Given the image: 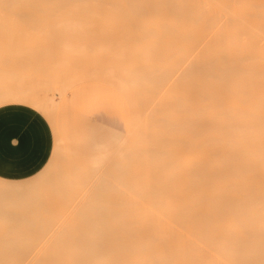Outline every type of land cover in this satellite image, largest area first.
Returning <instances> with one entry per match:
<instances>
[{
    "label": "bare ground",
    "instance_id": "1",
    "mask_svg": "<svg viewBox=\"0 0 264 264\" xmlns=\"http://www.w3.org/2000/svg\"><path fill=\"white\" fill-rule=\"evenodd\" d=\"M105 9H109L112 12L109 14L101 13ZM6 10H21L25 12L26 10L29 12L34 10V14L32 12L31 14H25L24 12H22L24 14H4L3 11ZM36 10H53L52 12L56 10L93 11V13L85 14L81 17L93 23L118 25L123 22V25L128 26V28L131 25L137 27L135 37L138 38L141 34L137 39V43L139 44L141 39L144 40L140 45H137V48L142 52L141 54H143V48L145 47V50L147 48L146 53L150 55L146 54L145 57L142 55L139 60L144 61L147 57L149 66L146 64L147 62L140 64L141 67L140 65L135 67L131 64V72L128 71L129 74L125 73V77H128V79L123 80L128 82L132 78L133 81L132 79L130 80L131 83L133 82V88L135 86L140 87L142 84L141 89L144 88L148 93H152V91L154 93L155 91L156 93L157 91L162 93V91H166L163 86L166 83H171L170 78H172V86L177 85V87L174 86V91L176 89L179 90L176 91L178 95L176 93L175 95L174 92L172 93L175 95V99L171 98L173 102L177 100L176 103L171 102L172 106L177 108L171 107L169 109L167 106L170 104L164 105L167 107L166 110H164L165 107H158L157 104L161 105V101H157V96H154L157 101V104L155 102L154 105L157 107L153 106L158 111H154V108L151 112L147 111L148 113L146 112V114H153L154 111L153 115L156 116L158 114L159 117L160 112L165 114L167 111V113L170 112L166 113L167 115L177 114L175 117L177 120L173 118L174 116H166V114H160L161 117L159 119L155 117V121L160 123L159 125L162 124L161 127L167 123V125L165 124V129L163 128V132V129L159 131L158 128L160 127L156 126L157 123L154 122L156 124L154 126L157 128L154 127L155 129L153 128V130H156L158 134L154 133L155 131L151 132V134L150 132L149 134L147 133L152 129L142 132L140 131L142 128L140 127L141 129H139L136 126L143 134V136L139 134L141 138L138 137L140 139L138 142L141 141L143 144L148 137L151 141L148 144V140H146L145 143L147 144L143 147L141 146L140 150L138 149L139 145H137L138 147L134 145L136 151L133 154L138 157V155L142 154L143 149L144 152L145 150L154 149L156 154L159 151L158 155H156L158 158L154 161L152 159L149 162H144L145 166H148L149 163L153 164L155 161L158 162L161 156L169 155L170 153L174 155V159L173 157L171 159L167 157L166 163L159 161L151 165L153 168L150 166L147 170L138 169L141 174L139 171L136 173L135 169H132L138 176L135 177L136 180L130 183L132 185L125 184L132 191L130 200L95 198L98 195L99 197H104L117 194L103 191L99 193L91 192L89 199L83 201V206L77 209L69 208V200L58 202L43 200L45 195L57 194L65 197L67 196L66 188L73 187L70 184L74 185L78 182L74 185V189L75 186L83 183L79 179L82 176V174H79L84 170L80 167L81 165H73L72 162L70 167L73 169H70L71 172L75 173H71L70 169H68L67 173L61 167V162L54 159L55 155L66 154L73 157L78 156L82 159L85 158L92 167H86L84 171L91 167L88 172H92V175L90 174V177L88 174V176L90 179L94 178V182H99L94 184L92 179V187L104 190L111 185L103 184L104 182H109V180L104 174L106 170L102 169L110 151L103 154L84 156L63 142L57 132L55 114L59 101L65 95L64 90H56V94H58L56 98L55 93L50 94L52 93V88L48 90V86L51 83L46 86L47 90H45L46 88L43 89L48 92L40 95L37 90L39 86L34 88V84L32 85L34 88L32 91H30L31 87L30 89L22 90L21 88L16 89L15 85L14 90H9L3 88V84L6 82L0 81V85L2 84L3 86L0 87V107L18 104L33 108L42 115L46 112L47 116L44 117L49 121L52 132L55 135L51 155L38 172L20 180H9L0 177V219L9 222L7 225L0 223V229L8 230L0 234L2 236L0 238V264H264V0H0V23L16 22L17 19L20 21L22 17H24L25 21V17L27 19L30 17L37 18V15H35ZM123 10L128 11V13H120ZM51 11L48 13H51ZM45 17L51 16L48 14ZM21 20L24 21L23 19ZM43 20H40V25ZM2 24L0 25L4 26ZM24 24H20V26H24ZM39 24L37 27L40 26ZM110 25H106L105 28L110 27ZM5 27L6 25L3 29ZM26 27H30V25ZM37 27L36 29L38 30ZM40 27L42 28L43 26ZM40 27L39 29H41ZM5 29L7 30V28ZM21 31L23 30L21 29ZM43 31L45 35L49 33L47 36L52 33L47 27L45 29L42 28L41 32L38 30L37 33L43 34ZM1 32L7 37V31H0V37L3 38ZM11 32L10 36H13ZM56 32L55 30L54 35H56ZM130 33L132 34V31ZM137 33L139 34L138 36ZM25 34L26 32H24ZM141 36L143 37L141 38ZM54 37L53 40L56 39ZM17 38L16 40L18 41ZM148 38L150 42L146 40ZM146 41L149 43L147 42L146 44ZM161 41L162 43H160ZM164 42L165 44H163ZM26 44H24L25 47L29 46L27 41ZM157 44L164 46V48L162 46L160 48ZM38 46L34 50L36 52L35 55L39 59V57H42L39 56L41 49L37 50L40 47ZM123 47L125 45L120 47L122 49L116 48L119 51L113 50V52L116 51L117 56L118 53H122L121 55L123 56L128 55L129 53L126 54L124 51L127 47L124 50ZM140 47L143 50H140ZM148 47L151 50L154 49L155 51L152 50L154 53ZM40 48L43 47L41 46ZM64 48L66 49L67 45ZM168 48L170 51L173 50L170 52L172 53L171 56H169L170 53L164 55ZM0 49V54H8L5 48ZM27 49L29 48L27 47ZM30 50L32 51L33 48ZM128 51L130 52V50ZM11 52L7 56L3 55V57L12 56L14 53L12 54ZM153 54L160 56V58L153 56ZM41 55L43 56L42 53ZM62 57L66 58L64 55ZM155 57L158 61H155ZM170 58L174 60H171L173 61H170L171 63L169 62V69L167 62ZM67 60L70 61L69 57ZM3 61H6V58ZM63 62L65 63V60ZM68 62H66L65 69L66 67L68 69ZM119 62L120 65L122 60ZM135 62L134 64H137ZM6 63L2 64L5 65ZM20 63L22 64V62ZM163 64L166 65L163 67L168 68L165 73L163 70L166 68L158 70V68H162ZM119 65L117 66L119 67ZM85 66L87 67V65ZM97 66L99 67V65ZM143 66L147 74L151 72L150 70L157 68V73L152 70L153 74L149 73V76L151 77L154 73L156 76V74L160 73L158 75L159 81L157 79L149 81L150 77L146 73L145 77L138 75L140 68V74L146 72ZM6 67L9 68V64L8 66L6 64ZM38 67H43L44 69V65H39ZM63 67L64 65L62 69L65 71ZM121 68L124 71L125 67ZM133 68L134 71H137V76H134ZM171 68H176L177 70L180 68L182 71L179 69L177 73L176 70H171ZM10 70L12 69H9L8 73H11ZM110 70L114 72L115 69L112 70L110 68L105 71L110 73ZM169 70L171 73H168L170 72ZM71 71L67 70L69 74L73 75ZM2 72L6 74L5 72L7 71L2 68L0 74ZM13 72L15 73L16 71L13 70L11 76ZM172 74H175L176 77L178 76V81L174 75L172 77ZM161 75L162 77L168 75L170 78L167 76V80L165 77L166 79H163V81L165 80L163 83L160 80L162 79L160 78ZM0 76V80H2L3 75ZM19 76L17 77L16 74L18 79L22 78V76ZM140 76L141 78H139ZM50 80H48V84ZM141 80L145 81H143L144 84ZM156 80L160 82V86L158 84L152 85L155 84ZM63 81L66 80L64 79ZM58 82L60 84V81ZM128 84L130 86V82ZM134 84L136 85L134 86ZM12 85H9V87ZM42 85L44 86L45 84L42 83ZM129 86H127V89ZM168 86V90H173L171 85ZM40 90L42 89L40 88ZM138 90L141 93L140 89ZM168 90L166 94L170 92ZM134 91L137 92V89ZM161 93L159 97H164L162 99L168 100L170 98L166 99L165 94ZM143 95H146V93ZM136 97L138 96L136 95ZM136 99L134 98L135 102L138 101ZM143 99H145V96ZM165 100V103L162 101L163 104L167 103ZM172 109L176 112L171 113L173 112L171 111ZM142 112L145 113V110H142ZM155 112L158 113L155 114ZM139 114L141 115V112ZM145 115H143L144 118ZM149 117L147 116V120L150 123L153 116L150 117V120L148 119ZM139 121L140 119L138 118V121H136L138 126ZM143 121L146 120L144 119ZM170 121L172 124L169 123ZM148 122H144V125L147 126L146 123ZM144 125L142 126L144 127ZM146 129H148V126ZM171 130L173 131L170 133ZM184 130L185 134L182 133ZM165 131L170 133V135L168 133V138H166L168 136L166 135L167 133L164 134L165 136L162 135ZM174 132L175 136L177 135V139L174 137ZM144 134L148 135H146L147 138L144 137ZM150 136H153L154 139L153 137L150 138ZM159 138L167 139L165 140L167 144L169 140L173 144L177 140L175 145L183 143L184 150H182V146H179L175 149L174 154L170 151L171 147H169L170 150L166 149L170 145H167L166 148L164 146L158 148L160 147ZM124 140L125 138L114 148L115 165H122L137 159L134 158L135 156L131 158V153L127 155V152L123 151L124 148L125 151L129 152L132 144L130 142L129 148L125 149ZM142 140L144 141L142 142ZM160 150L162 151L160 152ZM181 150L184 151L183 156L180 154ZM160 153L163 155L159 156ZM140 164L142 163L140 162ZM181 165L185 168L184 172L180 168L182 167ZM155 168H158V170L156 171ZM151 169L155 170L156 173L151 171ZM170 169L169 173L172 174L167 173V170ZM180 169L185 173L184 184H173V178H175V182L180 178ZM150 172L152 177L142 175ZM163 173H167V175ZM52 174H55L53 179L54 187L49 186L48 189L52 188L54 192H46V189L43 188V182L46 178H49L48 176L51 177ZM156 174L158 175L156 176ZM139 178L144 179V181ZM147 178L153 180V183L141 184L146 182L145 179ZM76 179L78 180L77 182ZM73 180H75V183ZM79 180L81 181L80 183ZM169 180L171 183H169ZM135 181L136 184H133ZM83 186L84 183L79 187L82 188ZM90 187L88 186L87 189H84L86 191H83L82 197L88 195L87 190ZM136 197L139 199H136Z\"/></svg>",
    "mask_w": 264,
    "mask_h": 264
},
{
    "label": "rangeland",
    "instance_id": "2",
    "mask_svg": "<svg viewBox=\"0 0 264 264\" xmlns=\"http://www.w3.org/2000/svg\"><path fill=\"white\" fill-rule=\"evenodd\" d=\"M34 11V10H33ZM32 10H31V12H32V14H34V12H33ZM51 10H47V11H44V10H36L35 11V15H37V18L36 17H34V18H32V17H30V18H28L27 19V17H25L26 18V21H25V19H24V17H22V18H20V21L17 19L16 20V22L14 21H9V22H5V24H4V22H1L0 24H2V25H6V27L5 28H7V30L4 28L3 29V27L4 26H1L0 25V28L2 29H0V31H3V30H5V31H7V33H8V35H7V33H6V36L7 37H5V35H3L2 34V32H1V35H3V38L2 37H0V48H5V51H7L8 52V54H10L9 52H11L12 54L14 53L15 54V56H11V55H9L8 56V58L7 57H3V55L5 54H0V55H2V56H0V64H2V63H6L7 61H8V63H6L7 64V66H8V64H9V68H7L6 67V64L5 65H0V67H2V68H4V71H7V72H5L6 74H4L3 72L0 74V75H3L2 76V80H0V81H3V82H6V83H4L3 84V86H2V84L0 85V87H3V88H7V89H9V90H14L15 88H14V85L16 86V89L18 88H21L22 90L24 89V90H26V89H30V87H31V89H30V91H32L34 88H37V86H39V89H37L39 92H38V94H40V95H42L41 93H43V94H45V92H48V91H44L43 89H45L46 88V86H48V85H50V83H51V85L50 86H48V90H51V88H52V93H50V94H53V93H55L56 94V90H64L65 91V94H66V98H67V103L65 104V105H63L61 108H60V111H59V113H58V120H59V123H60V131H61V133H62V135H64L65 137H67V138H69V137H79L80 135H82V132H83V130H87V129H90V128H92V130H93V137H94V139H92V140H87V139H83L82 140V144H81V146H79V151L84 155V156H86V155H88V154H91V153H94V151H95V149L93 148V143L94 142H99V143H104V142H106V143H109V145H111V148H110V154L107 156V158L105 159V163H104V165L102 166V169H105L106 170V172L104 173L105 174V176L108 178V180H109V182H102L104 185L105 184H108V185H110V186H108V187H106L104 190H102V189H100V188H98V187H92V185H91V182H92V179H93V182H94V178H91L90 179V177H91V175H92V172H88V170H91V165H90V163L89 162H87V160L85 159V158H80V157H78V156H69V155H66V154H57V155H55L54 156V159L55 160H59V162H61V164H62V166L61 167H63L64 168V170H66L67 171V173H68V169H73L72 167H70V165H72L71 163L73 162V165L74 164H78V165H81L80 167L82 168V170L84 169V170H86V167H89V166H91L90 168H87V171H84L83 170V172H81L79 175H81L82 174V176H80L81 178H79V175H78V178L84 183V188L82 187H79L81 184L83 185V183H81V184H79V185H77V186H75V188L73 189V187H74V185L75 184H77L78 182V180L76 179V182L77 183H75V180H73L74 181V185L73 184H70V185H72L73 187H69V188H66V192H67V196H65V197H62V196H59V195H57V194H54V195H45V197H43V200H46V201H65V200H69L70 201V203H69V208H73V209H77V208H79V207H82L83 205H82V202L83 201H85V200H88L89 199V194L91 193V192H93V193H99V192H106V193H117L115 196H102V197H99V195L98 196H96L95 198H100V199H103V200H130L132 197L130 196L131 195V193H132V191H130L129 190V188L127 187V185H125V184H129V185H132V184H130V183H132L134 180H136L135 179V177L136 176H138V174L136 175L135 174V172L137 173L139 170L138 169H149L150 168V166L151 165H154L155 163H158L159 161L160 162H165V160H167L166 158L167 157H169L170 159H171V157H173V159H174V155H172V153H170L169 155L167 154V155H163L162 153H160V155L159 156H161V154L164 156H161V158H160V160L158 159V162L157 161H155V162H153V164L151 163H149L148 164V166H145L144 165V162H149V161H151L152 159V161H154L156 158H158L156 155H158V152H157V154H156V151L153 149V150H149V151H146L145 150V152H144V149H143V152H142V154L141 153H138V154H141V155H138V157H136L133 153H135V151H136V148H135V146L134 145H139V147H138V149L140 150V147L142 146H145L147 143L149 144V142L151 141V139H149V137H148V139H146V140H148L147 141V143H145L146 142V140L144 141V140H142V142L144 141V143L142 144L141 143V141H139L138 142V140H140L138 137H140L139 136V134H141L142 136H143V134L140 132V131H148V130H151V131H148L147 133L149 134V132H150V134H151V132H153V131H155L154 133H156V130H153V128L155 127L154 125H156L155 123H157V121H155L156 119H155V117H158V112L156 113L155 112V114H157L156 116L155 115H153L154 114V111H158L157 110V108H155V107H161L162 106V108L163 107H165L164 105H166L167 106V104H170V105H168L167 107H169V109H171V107H173V108H175L176 106H172V104H171V102H173V99H175V95L177 94L176 93V91H178L177 89L174 91V86H176L177 87V85L175 84V85H173L172 86V84L171 83H173V81H172V78H170V76H168V75H165V77L167 78V76H168V78H170V82L171 83H166V84H168V85H171L172 87H173V90H168L169 89V86L168 85H166V86H168V88H166V86L164 85L163 87L166 89V91L164 92V91H162V93L161 94H165V97H167L166 99H168V97H170L168 100H165V99H162V98H164V97H159V95H160V93L157 91V93H156V91H155V93L152 91V95L150 94V93H148V92H146L145 90H144V88L143 89H141L142 87H141V85H140V87L139 86H135L136 84L137 85H139L138 84V82H139V80H137L136 79V81H138L137 83L135 82V80H134V82L136 83V84H134V86L136 87H134L133 88V82L131 83V80L130 79H132V78H130V75H129V80H128V82L126 81L125 82V80L126 79H128V77H125L126 75H125V73H127V74H129V72L128 71H130V69H132V68H130V66H132V65H134L135 67H136V65H140V64H145L144 62H147L148 60H147V57H146V60H139V58H140V56L142 57V55H143V57H145L146 56V51H147V48H146V50H145V47L143 48V49H141V47H140V50H143V54H141L142 52L141 51H139V48H137V45H140V43L142 42V41H144V40H142L141 39V42L138 44L137 43V39L140 37V35L137 33V36L139 35V37L138 38H136L135 36V30H136V26L135 25H131V26H129V28H128V26H126V25H123L124 23L123 22H120L118 25L117 24H109V23H93V22H89L87 19H85V18H83V17H81V16H83V15H85V14H89V13H93V11H80V10H56V11H54V12H52L51 11V13H48V12H50ZM22 12H24L25 14L27 13V14H31V12H29V11H27L26 10V12L25 11H21V10H6V11H3V13L4 14H24V13H22ZM29 12V13H28ZM55 12H56V14H55ZM112 11H109V9H105V10H103V11H101V13H104V14H109V13H111ZM120 13H122V14H127L128 13V11H126V10H123V11H121ZM49 14V16H51V17H45V15H48ZM54 14V15H53ZM73 14V15H72ZM53 17V18H52ZM32 18V19H31ZM41 18H45V20H43V19H41ZM21 19H23L24 21H22ZM37 19V20H36ZM31 20H34V21H31ZM40 20H43V22L41 23V25L39 24L41 21ZM21 21H22V23H21ZM36 21V22H35ZM39 21V22H38ZM51 21V22H50ZM20 22V23H19ZM26 22V23H25ZM33 22H35L36 23V25H35V23L33 24ZM89 22V23H88ZM25 23V24H24ZM28 23V24H27ZM53 23V24H52ZM56 23V24H55ZM62 23V24H61ZM20 24H24V26L23 25H21L20 26ZM40 25V26H43L42 28H46L47 27V29H49V31H51L52 33H50V35L49 36H47V34H49V33H47L46 35H45V32L43 33V34H39V33H37V31L39 30V32H41V30H42V28L40 27V26H38L37 27V25ZM105 24V25H104ZM30 25V27H26V26H29ZM55 25V26H54ZM108 26V25H110V27H106L105 28V26ZM34 26V27H33ZM95 26V27H94ZM114 26V27H113ZM15 27V28H14ZM22 27V28H21ZM32 27H33V29H32ZM36 27L38 28V30L36 29ZM39 27L41 28V29H39ZM17 28V29H16ZM20 28V29H19ZM54 28H56V29H54ZM88 28V29H87ZM94 28V29H93ZM16 29V30H15ZM20 31H19V30ZM21 29L24 31V32H26V34L24 35V32L23 31H21ZM53 29V30H52ZM78 29V30H77ZM104 31H103V30ZM11 30H13L12 32H14V33H12L11 32ZM15 30V31H14ZM31 30H33V31H31ZM36 30V31H35ZM55 30L58 32H56V35H54L55 34ZM138 30H139V28H138ZM8 31H10L11 32V34L13 35V36H10V32H8ZM19 31V32H18ZM69 31V32H68ZM101 31V32H100ZM130 31H132V34L130 33ZM137 31V30H136ZM17 32V33H16ZM36 32V33H35ZM47 32H48V30H47ZM78 32V33H77ZM128 32V33H127ZM34 33V34H33ZM52 34V35H51ZM133 34H134V36H133ZM38 35V36H37ZM43 35V36H42ZM68 35V36H67ZM73 35H74V37H73ZM20 36V37H19ZM37 36V37H36ZM40 36V37H39ZM53 36H55L54 38H58L57 40L55 39V40H53ZM132 36V37H131ZM15 37V38H14ZM16 37H18L17 39H18V41L16 40ZM52 37V38H51ZM61 37V39H59ZM143 36H141V38H142ZM11 38H13V39H11ZM20 38V39H19ZM33 38V39H32ZM35 38V39H34ZM147 38V37H146ZM22 39V40H21ZM150 39H151V36H150ZM152 39H154V38H152ZM156 39V38H155ZM25 40V41H24ZM59 40V41H58ZM146 40H148L149 41V38L148 39H146ZM159 40H161V39H159ZM164 40V39H163ZM9 41V42H8ZM15 41V42H14ZM24 42V44H26V41H27V43H29V46H27L29 49H27V47H25V45L23 44V42ZM56 41H58V42H56ZM62 41V42H61ZM68 41V42H67ZM148 41H146V44H147V42ZM152 41V40H151ZM158 41V40H157ZM17 42V43H16ZM22 42V43H21ZM60 42V43H59ZM150 42V41H149ZM148 42V43H149ZM167 42V41H166ZM16 43V44H15ZM20 43V44H19ZM36 43V44H35ZM145 43V42H144ZM156 43V42H155ZM154 43V44H155ZM159 43V42H158ZM160 43H162V41L160 42ZM24 45V47H25V49H24V47H23V45ZM154 44H150V45H154ZM163 44H165V42L163 43ZM27 45V44H26ZM37 45H39L40 47L42 46L43 48H40L39 46V48H37V50H40L41 49V52H40V54H39V56H41L42 58H40L39 56V59L37 58V56L35 55L36 54V52H35V50L34 49H36V47H37ZM46 47H45V46ZM59 45V46H58ZM61 45V46H60ZM67 45V48L65 49L64 47ZM75 45V46H74ZM122 45L124 46L125 45V47H127L126 49H125V47H123V50L126 52V54L127 53H129L128 55H125V53H124V55L125 56H123V55H121V54H119L118 53V56H117V52L116 51H114L113 52V50H117L118 49V47L120 48V47H122ZM157 45H159V44H157ZM2 46V47H1ZM6 46V47H5ZM31 46V47H30ZM136 46V47H135ZM147 46V45H146ZM160 46V45H159ZM162 46V45H161ZM161 46H160V48H161ZM49 47V48H48ZM73 47V48H72ZM155 47H157V46H155ZM163 48H164V46H162ZM9 48V49H8ZM33 48V50L31 51L30 49H32ZM59 48V49H58ZM62 48V49H61ZM63 48H64V50H63ZM69 48V49H68ZM117 48V49H116ZM133 48V49H132ZM46 49H48L47 51H45ZM120 49H122V48H120ZM148 49H150L149 47H148ZM1 50V49H0ZM59 50V51H58ZM128 50H130V52L127 51ZM151 50V49H150ZM152 50H154V49H152ZM152 50H151V52H152ZM161 50H163V49H161ZM169 50V51H168ZM117 51H119V50H117ZM120 51H122V50H120ZM133 51V52H132ZM137 51H139V52H137ZM145 51V52H144ZM155 51V50H154ZM171 51H173V50H171ZM170 51V49L168 48V49H166V53L164 54V55H168V53H170L171 52ZM2 52H4V51H2ZM53 52H55V53H53ZM138 54H137V53ZM161 52V51H160ZM163 52V51H162ZM41 53L43 54V56L41 55ZM57 53V54H56ZM115 53V54H114ZM152 53H154V52H152ZM7 54V55H8ZM28 54H29V56H28ZM45 54H47L46 56H44ZM139 54H141V55H139ZM149 54V53H148ZM147 54V55H148ZM156 55H157V53H155ZM7 55H4V56H7ZM38 55V54H37ZM55 55V56H54ZM65 56L66 58H64V57H62V56ZM119 55H121V57H119ZM156 55H154L153 54V56H156ZM172 55V53H170L169 54V56H171ZM17 56V57H16ZM148 56H150V55H148ZM162 56H163V54H162ZM69 57V59H70V61L69 60H67V58ZM156 57H158V58H160V56H156ZM155 57V61H158V60H156L157 58ZM173 57V56H172ZM5 58H6V61H3V60H5ZM13 58V59H12ZM37 58V59H36ZM60 60H59V59ZM63 60H62V59ZM124 58H125V60H124ZM151 58H153L152 56H151ZM168 58V57H167ZM174 58V57H173ZM3 59V60H2ZM9 59H11V60H9ZM20 59V61H18ZM57 59V60H56ZM162 59V58H161ZM160 59V60H161ZM175 59V58H174ZM174 59H171L170 58V60L168 59V62H167V66H168V68L170 69V67H169V62L171 61V60H174ZM2 60V61H1ZM23 60V61H22ZM64 61L65 60V63L63 62L62 63V61ZM120 60H122V62H123V60H124V65H122L121 66V64H123L122 62H121V64L119 65V61ZM9 61H10V63H9ZM52 61V62H51ZM60 61V62H59ZM69 61V62H68ZM136 61V62H135ZM140 61V62H139ZM149 61H151V60H149ZM166 61H167V59H166ZM2 62V63H1ZM18 62H19V64H18ZM20 62H22V64L20 63ZM51 62V63H50ZM56 62H57V64H56ZM66 62H68L69 64V66H70V68H69V66H68V69H69V72L71 71V69H73L72 71H71V73H73V75L72 74H69L68 72H67V67H66V69H65V65L67 64ZM70 62H72L71 64H70ZM134 62L135 63H137V64H134ZM142 62V63H141ZM171 62H173V61H171ZM170 62V63H171ZM175 62V61H174ZM38 65H37V64ZM60 63H62V64H60ZM90 63V64H89ZM150 64H151V62H149ZM159 63H160V61H159ZM49 64V65H48ZM74 64V65H73ZM127 64V65H126ZM132 64V65H131ZM147 65H148V62L146 63ZM162 64V63H161ZM164 64H166V63H164ZM162 65L161 67L162 68H158V70H162L163 68H166L165 70H163L164 71V73L166 72V70L168 69L167 67H163V66H166V65ZM174 64V63H173ZM175 64H177L176 62H175ZM179 64V63H178ZM184 64V63H183ZM22 65H23V68H22ZM43 66L44 65V69H43V67H38V66ZM61 65V66H60ZM64 65V69H65V71L62 69V66ZM75 66V67H73V66ZM85 65H87V67L85 66ZM90 65V66H89ZM93 65V66H92ZM97 65H99V67L97 66ZM109 65V66H108ZM117 65H119V67L117 66ZM155 65H157V64H155ZM185 65V64H184ZM183 65V66H184ZM27 66V67H26ZM92 66V67H91ZM101 66V67H100ZM105 66V67H104ZM111 66V67H110ZM113 66H115V67H113ZM125 67V69H124V71H123V68H121V67ZM149 66V65H148ZM150 66H152V65H150ZM180 66H182V65H180ZM32 67V68H31ZM73 67V68H72ZM77 67V68H76ZM102 67H103V69H102ZM108 67V68H107ZM127 67V68H126ZM140 67H141V65H140ZM139 67V68H140ZM156 67H158V66H156ZM179 67V66H178ZM185 67V66H184ZM1 68V69H2ZM7 68V69H6ZM61 68V69H60ZM83 68V69H82ZM87 70H86V69ZM89 68V69H88ZM105 68V69H104ZM112 69V70H114V72H115V74H114V72L113 71H111L110 70V73L108 72V71H105V70H107V69ZM149 68V67H148ZM155 68V67H154ZM180 68H183V67H180ZM180 68H178V70L175 68H171V70H176V72L178 73L179 72V69ZM0 69V70H1ZM9 69H12V70H10L11 71V73H12V71L14 70V71H16L15 73L13 72V74H12V76L14 77H12L11 76V73L9 72L8 73V71H9ZM42 69H43V71H42ZM80 69V70H79ZM82 69V70H81ZM118 69H120V70H118ZM143 69L145 70V67L143 66ZM92 70V71H91ZM101 70V71H100ZM117 70V71H116ZM126 70V71H125ZM140 70H141V68H140ZM139 70V74L137 73V71L135 72L134 71V68H133V71H134V73H133V71H132V73L134 74V76L136 75L137 76V74L138 75H143L144 77H145V73L147 74V71L146 72H143V73H141L140 74V71ZM149 70V69H148ZM152 70H154V69H152ZM152 70H150L151 72H148V77H150L149 75L150 74H153V71ZM157 70V68L154 70V72ZM84 71H85V73H84ZM123 73H122V72ZM163 71H162V75H163ZM170 71V70H169ZM180 71H182L181 69H180ZM18 72V73H17ZM64 72H66V73H64ZM88 72V73H87ZM131 72V71H130ZM161 72V71H160ZM175 72V71H174ZM176 72H175V74H176ZM32 73V74H31ZM51 73V74H50ZM68 73V74H67ZM91 73H92V75H91ZM111 73H113L112 75H111ZM118 73H120V74H118ZM136 73V74H135ZM150 73V74H149ZM156 73H157V71H156ZM168 73H171V71L170 72H168ZM16 74H17V77L20 75V76H22V78L20 77V79H18L17 77H16ZM29 74V75H28ZM37 74V75H36ZM67 74V75H66ZM78 74V75H77ZM117 74V75H116ZM160 74V73H159ZM159 74H156V76H155V73H154V75H152L151 77H153V76H155L154 78H149L148 80L149 81H151V79L152 80H154V79H157L158 80V75ZM172 74V77H173V75L176 77V75H178V74ZM6 75V76H5ZM51 75V76H50ZM66 75V76H65ZM70 75V76H69ZM75 75V76H74ZM118 75H119V77H118ZM132 75V74H131ZM162 75L160 76V78H162V79H160L161 80V82L163 81V79H166L164 76V78L162 77ZM170 75V74H169ZM32 76H34L33 78H32ZM64 76V77H63ZM68 76V77H67ZM72 76V77H71ZM74 76V77H73ZM142 76V77H143ZM1 77V76H0ZM51 77V78H50ZM70 77V78H69ZM122 77H124V78H122ZM133 77V76H132ZM143 77V78H144ZM147 77V76H146ZM147 77V78H148ZM178 77V76H177ZM177 77H176V80H177ZM3 78H4V80H3ZM7 78V80H9V81H7V80H5ZM33 79V81H32V79ZM36 78V79H35ZM37 78H41L40 80L39 79H37ZM68 78V79H67ZM120 78H122V79H120ZM137 78V77H136ZM139 78H141V76L139 77ZM168 78H167V80H168ZM13 79V80H12ZM14 79H15V81H14ZM24 80V81H22V80ZM45 79V80H44ZM49 79H51L50 81H49V84H48V80ZM66 80V81H63V80ZM70 79V80H69ZM123 79H125V80H123ZM174 79V78H173ZM43 80V81H42ZM145 80V79H144ZM143 80V81H144ZM156 80V81H157ZM12 81V82H11ZM35 81V82H34ZM55 81V82H54ZM57 81V82H56ZM58 81H60V84H59V82ZM62 81H63V83H62ZM69 81V82H68ZM71 81V82H70ZM119 81V82H118ZM132 81H133V79H132ZM142 81V80H141ZM142 81V82H143ZM147 81V80H146ZM155 81V84H152V85H156V84H160V82H156ZM178 81V80H177ZM2 82V83H3ZM8 82H10V83H8ZM14 82V83H13ZM23 82V83H22ZM68 82V83H67ZM130 82V86H129V83ZM141 82V83H142ZM145 82V81H144ZM144 82H143V84H144ZM165 82V80L163 81V83ZM1 83V82H0ZM37 83H39V84H37ZM42 83H44L45 85L43 86L42 85ZM71 85H70V84ZM140 83V82H139ZM147 83V82H146ZM152 83V82H151ZM11 84H13L11 87H9V85H11ZM24 84V85H23ZM35 85L34 86V88L32 87V85ZM41 84V85H40ZM5 86H7V87H5ZM29 88H28V87ZM42 86V87H41ZM62 88H61V87ZM66 86V87H65ZM127 86H129V88L127 89ZM147 86V85H146ZM145 86V87H146ZM160 86V85H159ZM162 86V85H161ZM171 86H170V88H171ZM23 87H25V88H23ZM58 87H60V88H58ZM162 87V88H163ZM40 88L42 89V90H40ZM50 88V89H49ZM57 88V89H56ZM130 88H132L131 90H130ZM149 88H150V86H149ZM153 88H154V86H153ZM163 88V89H164ZM135 89H137V92L139 93V90L138 89H140V92L141 93H137V92H135L134 90ZM156 89V88H155ZM164 89V90H165ZM36 90V89H35ZM45 90H47V88L45 89ZM142 90V91H141ZM147 90H148V88H147ZM167 90L168 91H170V92H168L167 94H166V92H167ZM133 91V92H132ZM145 91V92H144ZM34 92V91H33ZM49 92H51V91H49ZM164 92V93H163ZM174 92V94H172ZM134 95H133V94ZM146 93V95H143V94H145ZM159 93V94H158ZM147 94H150V95H147ZM136 95L138 96V97H136ZM178 95V94H177ZM56 96V98L58 97V94H56L55 95ZM144 98V96H145V99H143L142 97ZM148 96H149V98H148ZM157 96V101L159 100V102L161 101V105H158L157 104V101H156V99H155V97ZM162 96H164V95H162ZM174 96V97H173ZM147 97V98H146ZM134 98H137L138 99V101H134ZM142 98V99H141ZM159 98V99H158ZM160 98H161V100H160ZM171 98H173V99H171ZM136 99V100H137ZM140 100V101H139ZM141 100H143V101H141ZM164 100L167 102L166 104H163V102H164ZM163 101V102H162ZM168 101H170V102H168ZM176 101L177 100H174V102L173 103H176ZM129 104H128V103ZM140 102V103H139ZM143 102V103H142ZM155 102H156V104H157V106H155L154 104H155ZM142 103V104H141ZM165 103V102H164ZM163 104V105H162ZM11 105V104H10ZM140 105V107H138V106ZM155 107H154V106ZM177 105V104H176ZM25 106V105H24ZM134 106V107H133ZM149 108H148V107ZM151 106H153V108H151ZM28 107V106H27ZM134 109H133V108ZM144 107V108H143ZM167 107H165V109L164 110H166V108ZM139 108V109H138ZM145 110V113L144 112H142V110ZM148 108V109H147ZM151 108V109H150ZM155 108V110L153 111V114L151 113V114H146V112L148 111V112H151V110H153ZM177 108V107H176ZM147 109V110H146ZM163 110V111H164ZM176 110V109H175ZM135 111V112H134ZM171 111H173V109L171 110ZM141 112V115L139 114V113ZM147 112V113H148ZM176 111H173V112H171V113H175ZM135 113H137V115H135ZM164 113V112H163ZM167 113V111L165 112V114ZM168 113H170V112H168ZM167 113V114H168ZM184 113V112H183ZM138 114H139V116H138ZM146 114V115H145ZM160 114L161 115H165V114H162V112H160ZM160 114H159V117H161L160 116ZM166 114V116H169V115H167ZM143 115H145V118H144V116ZM149 115H150V117L151 116H153V118L151 119V121H150V123L148 122V120H147V116L149 117ZM172 116H174L173 118L174 119H176L175 117L177 116V114L175 115H173V114H171ZM170 115V116H171ZM183 115V114H182ZM43 116H47V113L45 112V113H43ZM136 118H135V117ZM171 116V117H172ZM184 116V115H183ZM150 117L148 118L149 120H150ZM159 117H158V119H159ZM138 118L140 119V121H139V126H138V123H136V121H138ZM170 118V117H169ZM168 118V119H169ZM146 120V121H143V120ZM161 119V118H160ZM164 119V118H163ZM168 119H166L167 121H168ZM171 119V118H170ZM100 120H103V121H105L106 122V124H108V125H111V124H115V125H118L119 126V128H120V130L122 131V133H123V138L122 139H124L125 138V140H124V147H125V149H127V148H129L128 146L131 144V147L130 148H132L131 149V151H130V148H129V152L128 151H125L124 150V148H123V151L124 152H127L126 154L127 155H129L130 153L132 154V155H130L131 156V158L132 157H134V158H137V159H134L132 162L130 161V162H126L125 164H122V165H115L114 164V161L116 160V156H115V154H114V146H115V144H117V143H114V140H113V138H112V136H113V131L109 128V127H106V126H104V125H102L100 122H98V121H100ZM142 120V121H141ZM152 120H153V122H152ZM162 120V119H161ZM177 120V119H176ZM48 121V120H47ZM163 121V120H162ZM171 121H173V120H171ZM171 121L169 122L170 124H172L171 123ZM175 121V120H174ZM49 122V121H48ZM141 122V123H140ZM144 122H148L149 123V125H148V123H146V125L148 126V129H146V127L147 126H145L144 124ZM155 122V123H154ZM143 123V124H142ZM174 123V122H173ZM177 123V122H176ZM160 123H157V125L156 126H159L160 128H158L159 129V131H160V129L162 130L164 127H165V124L167 125V123H165L164 125H163V127H161L162 126V124L161 125H159ZM49 125H50V123H49ZM142 125H144V127L142 126ZM51 126V125H50ZM136 126L139 128V129H141L140 131H139V129H137L136 128ZM177 126V125H176ZM134 127V128H133ZM141 127V128H140ZM170 127V126H169ZM180 127V126H179ZM155 128H157V127H155ZM154 128V129H155ZM174 128H176V127H174ZM134 129H136V130H133ZM144 129V130H143ZM146 129V130H145ZM165 129V128H164ZM164 129L162 130L163 132H164ZM174 130V129H173ZM173 130H171L170 131V133L173 131ZM51 131H52V128H51ZM167 131V130H166ZM165 131V133H163L162 135L163 136H165L164 134H166V135H168V133H169V131L168 132H166ZM139 132V133H138ZM176 132H178V131H176ZM134 133V134H133ZM162 133V132H161ZM170 133H169V135H170ZM182 133H184L185 134V130L182 132ZM156 134H158V133H156ZM137 135V136H136ZM145 135V134H144ZM147 135V134H146ZM146 135L144 136L145 138H147L146 137ZM153 135V134H152ZM155 135V134H154ZM169 135L166 137V138H168L169 137ZM148 136V135H147ZM163 136H161V137H163ZM177 136V135H176ZM175 136V132H174V137L177 139V137ZM52 137H53V143H54V139H55V135H54V133L52 132ZM134 137V138H133ZM151 137H153V136H150V138ZM185 137V136H184ZM141 138V137H140ZM156 138H157V135H156ZM155 138V139H156ZM171 138V137H170ZM133 139V140H132ZM153 139H154V137H153ZM158 139V138H157ZM74 141L73 142H78V141H76L75 139H73ZM131 140V141H130ZM135 140H137L136 141V143H135ZM165 140H167V139H163V138H159V140H158V142L160 143V147H158V148H162L163 146L166 148L167 147V145H170V146H168L166 149H169V147H171V152H173L174 154H175V149H177V147H181L182 146V150H184L183 149V147H184V144L183 143H178L177 145H175L176 144V142H177V140H176V142H174V144L172 143V142H170V140L168 141V144H167V141H165ZM173 140H175V139H173ZM172 140V141H173ZM131 142V143H130ZM134 142V143H133ZM157 142V143H158ZM126 143H127V145H126ZM138 143H140V144H138ZM152 143V142H151ZM155 143V142H154ZM133 145V146H132ZM152 145V144H151ZM159 145V144H158ZM148 146V145H147ZM133 147H134V149H133ZM145 148V147H144ZM150 148V147H149ZM137 149V151L138 152H140L139 150ZM141 149V150H142ZM147 149V148H146ZM165 149V150H166ZM165 150H164V152H165ZM181 150V156H183L184 155V151H182ZM162 150H160V152H161ZM169 151V152H170ZM163 152V153H164ZM183 153V154H182ZM51 155V154H50ZM50 157V156H49ZM126 157H128V156H126ZM126 157H125V159H126ZM130 158V157H129ZM169 158H168V160H169ZM124 159V160H125ZM163 159H164V161H163ZM172 159V160H173ZM128 160V159H127ZM126 161V160H125ZM142 163V164H140L139 165V163ZM166 163V162H165ZM170 163V162H169ZM146 164V163H145ZM162 164V163H161ZM86 165H88V166H86ZM158 165V164H157ZM164 165H166V164H164ZM172 166V165H171ZM182 166V165H181ZM69 167V168H68ZM79 167V166H78ZM79 167V169H81ZM104 167V168H103ZM148 167V168H147ZM152 167V166H151ZM161 167V166H160ZM74 168L76 169V167L74 166ZM153 168V167H152ZM159 168V167H158ZM158 168L156 169L155 168V170L157 171L158 170ZM161 168H163V167H161ZM174 168V167H173ZM172 168V169H173ZM182 170H183V172L185 171V168H183V166L182 167H180ZM71 169H70V172H71ZM74 169V170H75ZM78 169V168H77ZM132 169H135V172H133L132 171ZM136 169H137V171H136ZM179 170V177L180 178H178L177 180H176V182H175V178H173V176H172V178L174 179H172L173 180V184H179V185H183L184 184V175H185V173H183L182 172V170ZM155 170L153 171L152 169H151V171H153L154 173H156L155 172ZM165 170H166V168H165ZM143 171V170H142ZM148 171H150V170H148ZM171 171V169L170 170H167V173L168 174H172V173H169ZM85 172V173H84ZM86 172H88V173H86ZM126 172V173H125ZM140 172V171H139ZM144 172V171H143ZM142 172V173H143ZM147 172V171H146ZM166 172V171H165ZM183 174H182V173ZM65 173V172H64ZM66 173V174H67ZM71 173H75V172H71ZM77 173H79V172H77ZM158 173V172H157ZM167 173H163V174H166L167 175ZM181 173V174H180ZM86 176V178H87V180H90V181H88L87 182V180H86V178H85V176ZM88 174H89V176H88ZM91 174V175H90ZM140 174H141V172H140ZM55 174H52L51 175V177L50 176H48L49 178H46L45 180H44V182H43V188L44 189H46V192H54V190L52 189V188H50V189H48V187L49 186H53V182H54V176ZM76 175V176H77ZM142 175H147L148 177H152V174H151V172L149 173V174H142ZM158 174H156V176H157ZM162 175V174H161ZM165 175V176H166ZM183 176V177H181V176ZM155 176V175H154ZM82 177H83V179H82ZM89 177V178H88ZM169 177H171V176H169ZM77 178V177H76ZM84 178H85V180H84ZM156 178V177H155ZM167 178H168V176H167ZM49 179V180H48ZM138 179V178H137ZM139 179H141V178H139ZM153 179V178H152ZM79 180V183L81 182ZM142 180V179H141ZM146 180V182H144V183H141V184H149V183H153V180H151L150 178H147V179H145ZM164 180V179H163ZM181 180H182V182H181ZM84 181H86V182H84ZM142 181H144V179L142 180ZM164 181H166V180H164ZM178 181V182H177ZM138 182V181H137ZM141 182V181H140ZM73 183V182H72ZM85 183H86V185H85ZM98 184L97 183V181H95L94 182V184ZM139 183V182H138ZM155 183H157L156 181H155ZM165 183V182H164ZM169 183H171V181L169 180ZM168 183V184H169ZM93 184V183H92ZM133 184H136V181L133 183ZM87 186V187H86ZM88 186L90 187V189L89 190H87L88 191V195H86V196H84V197H82V194L86 191V190H84V189H87L88 188ZM54 187V186H53ZM170 190V189H169ZM84 191V192H83ZM45 192V193H46ZM93 198V197H92ZM135 198V197H134ZM136 199H139L138 197H136ZM0 223H4V224H9V222L8 221H5V220H3V219H0ZM8 230L7 229H0V234L1 233H4V232H7ZM2 236H0V238H1Z\"/></svg>",
    "mask_w": 264,
    "mask_h": 264
},
{
    "label": "crops",
    "instance_id": "3",
    "mask_svg": "<svg viewBox=\"0 0 264 264\" xmlns=\"http://www.w3.org/2000/svg\"><path fill=\"white\" fill-rule=\"evenodd\" d=\"M67 103L66 94L61 98L56 109L55 124L60 138L70 148L79 151L82 140H92V128L83 130L79 137H65L60 131L58 113ZM113 131V140L116 147L123 138L118 125L106 124L98 121ZM75 139L76 142H73ZM95 154L110 151L109 143L94 142ZM53 147L51 126L47 119L33 108L11 104L0 107V177L9 180L28 178L38 172L47 162ZM81 153V152H80Z\"/></svg>",
    "mask_w": 264,
    "mask_h": 264
}]
</instances>
